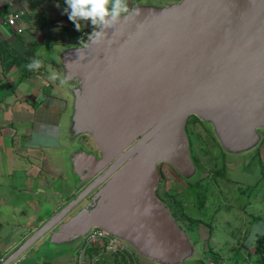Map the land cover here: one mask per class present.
Masks as SVG:
<instances>
[{
  "label": "water",
  "instance_id": "1",
  "mask_svg": "<svg viewBox=\"0 0 264 264\" xmlns=\"http://www.w3.org/2000/svg\"><path fill=\"white\" fill-rule=\"evenodd\" d=\"M105 31L100 43L87 36L83 44L54 47V77L70 98L62 142L73 150L72 190L59 198L62 204L52 200L46 220L1 264L45 237L42 250H73L93 227L155 264H187L195 257L193 242L157 195L158 164L184 178L197 172L186 131L190 115L229 154H247L262 140L264 0L135 5ZM83 135L98 154L79 143Z\"/></svg>",
  "mask_w": 264,
  "mask_h": 264
},
{
  "label": "crops",
  "instance_id": "2",
  "mask_svg": "<svg viewBox=\"0 0 264 264\" xmlns=\"http://www.w3.org/2000/svg\"><path fill=\"white\" fill-rule=\"evenodd\" d=\"M18 5L11 2L8 7L13 11L20 8ZM52 9L49 12L43 8L38 19L40 27L35 33L27 29V25L33 24L32 15L21 22L22 32L6 23L10 14L0 19V218L17 230L13 241L0 250V258L6 257L46 220L53 199L60 205L65 199L60 201L59 198L72 190L73 178L68 175L71 156L68 150H72V146L62 142V126L70 98L54 78L56 65L52 61L54 47L71 42L66 37L57 41L50 24L45 23L56 19L54 13H60L56 7ZM34 60H39L41 66L30 70L27 64ZM84 147L93 152V146ZM2 227L0 222V229ZM244 234L243 246L233 250L235 261L231 262L249 264L250 256L254 255L257 256L255 264H264L255 251L257 237L264 235V220L258 216L252 219L244 227L243 237ZM45 239L20 257L21 264H76L83 238L73 250H42ZM94 249L98 248L89 247L81 256L85 263L86 257L98 260ZM111 254L107 259H115ZM119 263L123 264L118 260Z\"/></svg>",
  "mask_w": 264,
  "mask_h": 264
},
{
  "label": "rangeland",
  "instance_id": "3",
  "mask_svg": "<svg viewBox=\"0 0 264 264\" xmlns=\"http://www.w3.org/2000/svg\"><path fill=\"white\" fill-rule=\"evenodd\" d=\"M11 2H18L17 7L20 8L11 11L8 7ZM5 3H7L6 7ZM127 3L129 9L135 5L161 7L167 4L165 0H127ZM0 6V19L2 20L8 14H17V20L12 25L16 30L17 28L22 30L24 26L21 22L26 21L32 15L33 24L32 26L27 25V29H30L31 33H35L40 27L38 19L44 12L43 8L52 12V8L56 7L60 11L59 14L54 13L56 19L45 23L50 24L57 41L65 37L67 41H71L91 26L90 21L81 20L82 30H76L67 14H65L67 19L64 15V0H0ZM49 39L51 40L50 37ZM68 44L74 46L83 43L78 44L72 41ZM257 131L262 134V140L256 149L247 154L232 155L222 151V147L211 129L206 132L199 124L190 125L188 134L193 143L192 153L197 162L195 175L181 179L169 165L162 166L160 190L163 196H168H166V200L170 203L174 201L173 205L176 208L171 207L172 203L171 205L164 204H167L173 218L189 234L193 242L195 257L189 259L187 264L207 263L208 259H219L218 257H223L229 262L235 261L233 250L243 246L242 241L246 237V234L243 237L244 227L257 216L264 220V128H259ZM82 137L93 143L89 135H83L78 139L80 144H83ZM68 152H73V150H68ZM223 160L228 164L225 175V170L221 167ZM68 175H72L70 170H68ZM0 219L3 224L0 229V250H4L6 249L4 246L13 241L12 236L17 230L3 222V218ZM228 227L229 229H227ZM227 230H232V233H227ZM96 248L99 250L94 249L97 255L95 259L98 260L86 257L85 263V259L78 255L75 263L108 264L109 261H113V264H117L119 260L123 264H133V259L126 253L105 252L99 246ZM130 249L139 264H155L152 259ZM105 253L109 255L112 253L111 256H115V259H107L109 255ZM24 255L20 257L22 258ZM256 257L250 256L251 264H255ZM231 263L233 264V262Z\"/></svg>",
  "mask_w": 264,
  "mask_h": 264
},
{
  "label": "clouds",
  "instance_id": "4",
  "mask_svg": "<svg viewBox=\"0 0 264 264\" xmlns=\"http://www.w3.org/2000/svg\"><path fill=\"white\" fill-rule=\"evenodd\" d=\"M64 5L63 11L76 30H82L81 20L90 21L93 29L88 34V40L92 44L102 42L107 34L105 29L129 14L127 0H64ZM84 47H88V44ZM40 66L39 60L27 64L30 70Z\"/></svg>",
  "mask_w": 264,
  "mask_h": 264
},
{
  "label": "built area",
  "instance_id": "5",
  "mask_svg": "<svg viewBox=\"0 0 264 264\" xmlns=\"http://www.w3.org/2000/svg\"><path fill=\"white\" fill-rule=\"evenodd\" d=\"M17 20V14H10L7 19L6 23L10 26L15 24V21ZM1 22V21H0ZM18 32H21L22 30L20 28H17ZM88 34L84 31L82 34H80L75 42L76 43H83ZM91 246H99V248H102L105 250V252H122L126 253L127 256H129L131 259H133V264H139L138 261L135 260V256L132 253L131 247L122 239H120L117 236H114L112 234H109L105 230L99 228V227H93L90 229V231L83 237L82 243L80 245V254L79 257L83 255V253ZM6 257L0 258V264L4 261ZM21 258H18L11 262L10 264H21ZM201 264V263H200ZM204 264H232L228 260L224 259H213L210 258L207 260V263ZM251 264V263H249Z\"/></svg>",
  "mask_w": 264,
  "mask_h": 264
},
{
  "label": "flooded vegetation",
  "instance_id": "6",
  "mask_svg": "<svg viewBox=\"0 0 264 264\" xmlns=\"http://www.w3.org/2000/svg\"><path fill=\"white\" fill-rule=\"evenodd\" d=\"M200 125V126H202L203 127V130L204 131H206V132H208L209 130H210V128L206 125V123H204L202 120H200L198 117H196L195 115H190L189 117H188V119H187V122H186V131H187V134H188V127L190 126V125ZM188 137H189V145H190V155H191V158H192V161L194 162V164H195V166H196V164H197V162L195 161V156H194V154L192 153V141H191V138H190V136H189V134H188ZM82 142H83V145L84 146H86V147H91V146H93V152L94 153H96V154H98V152H97V150H96V147H95V145H93L94 143H91V142H88L84 137H82ZM222 151H223V149H222ZM224 161V162H223ZM222 162V164H221V167L225 170V173H224V175L226 174V172H227V170H228V167L226 166V165H228L227 163H225V160H223ZM164 164H166V165H168L167 163H160V164H158V170H159V174H160V182H159V184H158V187H157V195H158V197L161 199V201L163 202V203H168V204H170L171 205V203L172 202H174V201H172L171 203L168 201V200H166L167 198H166V196H163V194H162V192H161V185H162V166L164 165ZM171 167V166H170ZM172 168V167H171ZM197 168V167H196ZM173 169V168H172ZM174 170V169H173ZM174 172L178 175V177H180L181 179H183L184 177H182L181 175H179L175 170H174ZM102 173V171L101 172H99L98 174H96L93 178H91L89 181H87L86 183H84V184H82L80 187H78L77 188V190H76V193H74V194H70V195H68L67 196V200L69 201V200H71V199H73V198H75L76 196H77V194L84 188V187H86L95 177H97L98 175H100ZM105 183V181L104 182H102L101 183V185L102 184H104ZM256 183H257V181L255 182V185H256ZM95 191H93V192H91L88 196H86L81 202H79L78 204H77V206L75 207V208H73V210L69 213V214H72V213H74L75 212V210L78 208V207H80L84 202H86L88 199H90L91 198V196L93 195V193H94ZM168 197V196H167ZM167 205V204H166ZM172 207V206H171Z\"/></svg>",
  "mask_w": 264,
  "mask_h": 264
},
{
  "label": "trees",
  "instance_id": "7",
  "mask_svg": "<svg viewBox=\"0 0 264 264\" xmlns=\"http://www.w3.org/2000/svg\"><path fill=\"white\" fill-rule=\"evenodd\" d=\"M167 3L171 2V1H177V0H165ZM134 4V3H133ZM132 7V6H131ZM130 7V8H131ZM93 26H90V28H88L87 30H85V32L88 34L91 30ZM76 39V38H75ZM75 39L73 38L70 42H75ZM34 50H36L34 48ZM34 52V51H33ZM10 56H13V55H10ZM172 205H173V202H172ZM171 205V206H172ZM174 206V207H173ZM172 208H176L175 205H173ZM174 215V214H173ZM180 216V214H179ZM255 251L257 254H259L261 256V261L264 262V235H261V236H258L257 239H256V244H255ZM201 264H204V263H201Z\"/></svg>",
  "mask_w": 264,
  "mask_h": 264
}]
</instances>
